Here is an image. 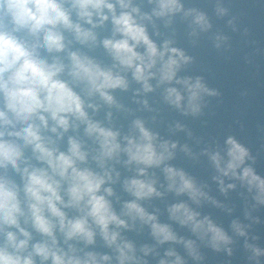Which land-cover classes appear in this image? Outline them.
<instances>
[{"label":"clouds","instance_id":"obj_1","mask_svg":"<svg viewBox=\"0 0 264 264\" xmlns=\"http://www.w3.org/2000/svg\"><path fill=\"white\" fill-rule=\"evenodd\" d=\"M207 2L211 14L186 6L195 0H0V264H207L203 249L231 258L240 240L246 264H264L254 231L264 224L254 215L264 209V175L252 150L228 135L197 154L135 116L155 113L156 122L149 94L193 118L205 114L206 98L222 95L202 75H181L195 57L175 46L179 18L193 47L205 36L217 53L231 50L232 36L214 25L240 31L231 0ZM161 26L171 35L157 42ZM117 92H131L139 107ZM114 111L134 116L126 130ZM181 131L192 137L185 124L169 125ZM178 147L194 160L207 156L225 197L244 190L247 222L232 219L229 234L202 214L205 204L234 209L171 163ZM168 193L176 200L164 222L146 205ZM145 228L152 243L127 235Z\"/></svg>","mask_w":264,"mask_h":264}]
</instances>
